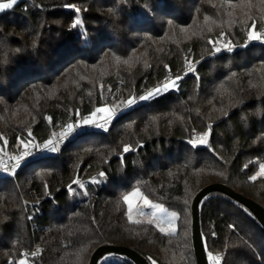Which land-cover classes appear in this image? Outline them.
<instances>
[{
	"label": "trees",
	"instance_id": "trees-1",
	"mask_svg": "<svg viewBox=\"0 0 264 264\" xmlns=\"http://www.w3.org/2000/svg\"><path fill=\"white\" fill-rule=\"evenodd\" d=\"M251 20L264 33L262 0H21L1 14L0 143L16 155L29 129L30 144L40 143L97 107L155 87L168 69L182 79L107 131L86 129L0 176V264L26 256L33 264H89L104 245L130 248L150 264H197L192 204L203 188L224 184L264 208V177L249 180L264 164V41L247 39ZM209 124L210 146L192 148L188 140ZM124 144L134 150L118 156ZM93 177L101 182L89 183L90 198L70 194L74 180ZM137 187L180 214L177 233L127 219L123 196ZM206 197L199 216L207 256L264 264L255 216L223 193ZM113 257L105 264H135Z\"/></svg>",
	"mask_w": 264,
	"mask_h": 264
},
{
	"label": "snow or ice",
	"instance_id": "snow-or-ice-1",
	"mask_svg": "<svg viewBox=\"0 0 264 264\" xmlns=\"http://www.w3.org/2000/svg\"><path fill=\"white\" fill-rule=\"evenodd\" d=\"M16 2H17V0H10L9 3H0V11H2L4 9L12 8ZM262 2H264V0H262ZM65 7H71V5H65ZM80 11H81L80 8H75L76 13H79ZM109 11L111 12L112 9H109ZM80 23H81L80 17L77 15L76 20L71 25V27L76 28ZM169 23L171 24L172 22L169 21ZM209 31H210V29H209ZM247 39L249 41H264V33H259L256 30V22L254 20H251L250 27L248 29ZM209 43L213 44V46L215 48V52L221 51V49L219 47H215V45L217 43L216 41L210 40ZM225 47H226V50L228 52H232L234 46L226 45ZM17 51L19 52L20 49H17ZM213 54H215V53H213ZM116 59H117V61H119L120 58L116 57ZM187 62L189 64V71H194V68L191 66L193 64V62L191 60H188ZM123 63L129 64V60H124ZM164 67L166 69H168L167 65H164ZM168 71L170 72L171 70L168 69ZM181 79H182V76H180L179 74H177L175 77L166 76L165 79L163 81L159 82L155 87H153L151 89H147L139 95H136L134 93L129 92L127 99L120 100L119 102H113L110 106L106 104L104 106L97 107L96 110L94 112H92L90 115L82 116L77 121L68 122V123L62 125L61 126L62 130L59 132V134H57L55 132L52 133V137H54V138H49L47 140H44L41 143H35L33 146H34V148H36L37 150H39L41 152L55 153V152H58L60 150V146L70 136H72L73 134L83 132L85 129H87L89 127L107 131L108 127L112 124V121L114 119H116L118 116L122 115L127 110L133 109L135 106H137L143 102H149V101L156 100L158 97H160L161 95H163L164 93L168 92L171 89H178L179 86H178L177 82L180 81ZM0 102H2V101H0ZM98 113L104 114L103 123H99L95 119V117L97 116ZM226 114L227 113H225V115ZM76 115H79L78 110L76 112ZM47 119L49 122L52 121L51 116L47 117ZM206 127H207L206 131H203L199 134H196L194 138H190L188 140V144L191 145L192 148H196L198 145L207 144L212 125L209 124ZM192 132L195 133L196 130L192 129ZM27 136L30 139L26 140V139L22 138L20 140V144L22 145L23 150L20 151V153L18 155L10 157V159L13 162L11 163L10 167L5 166L4 171H11L12 174H15V170L21 166V162L26 161V158L31 157L33 155L32 152L27 150L28 144L32 143L33 139H34L31 129L28 130ZM4 143L6 144L7 141H4ZM133 150L134 149L131 145L124 144L122 147V151L120 153H118L117 155L122 157L123 154L129 153ZM87 151H91V149H88ZM98 176L102 177V178H106L105 172H103V171L99 172ZM258 176H264V165H261L259 173L250 176L249 180L254 182L258 179ZM92 182L98 183L101 181L97 180L96 177H93ZM73 183L77 184L80 188H85V184L80 182L79 180H74ZM69 190L70 191L72 190L71 186H69ZM83 194L87 195L86 192ZM133 197H139L143 201L144 207L150 206L151 208L156 210V211H153L151 213V216L153 218L157 217V212L163 214L162 216H160L158 218L159 223L156 222V219H149L147 221L148 224H155V226L158 228V230L161 233H164L166 235H171V234L175 233L176 229H175V226L173 225V221L179 220L180 214L176 213V212L168 213V212H166V210L164 209V207L162 205L153 204L152 201L148 198V196L144 195L140 191L139 187H137L135 189V191H133L132 193L123 196V201L127 205V212L125 213V215L127 216V219L130 222L132 221V212H133V199L132 198ZM204 200H207V197H204ZM184 204L187 205L188 201L185 200ZM244 211L247 212L248 210L244 209ZM75 215H79V213H75ZM139 215H141V216L145 215V213L142 209L139 210ZM29 218H31V217H29ZM135 223H141V221L137 220V221H135ZM164 223L167 224V229L165 227L161 226V224H164ZM229 227H231L233 229L235 228L234 225H229ZM145 231H147V229H145ZM211 235L213 237H215L216 236L215 231H213L211 233ZM202 243L204 244L205 247H207V237H202ZM39 254H40L39 249H37L36 251H32L30 253V255L33 258ZM208 258L212 261V264H223V258L220 255H214L211 251L208 252ZM18 264H24V260L21 259L18 262ZM152 264H156V261L153 260Z\"/></svg>",
	"mask_w": 264,
	"mask_h": 264
},
{
	"label": "water",
	"instance_id": "water-1",
	"mask_svg": "<svg viewBox=\"0 0 264 264\" xmlns=\"http://www.w3.org/2000/svg\"><path fill=\"white\" fill-rule=\"evenodd\" d=\"M214 192L223 193L244 205L255 216V218L260 222V224L264 228V208L258 203L237 193L236 191L232 190L230 187L224 184H211L206 186L196 195L192 204V239L197 264H210L208 256L206 254L205 246L202 243L203 236L201 233L199 206L204 197ZM107 254H118L126 256L135 264H150L144 257H142L136 251L127 247L112 245H104L97 248L91 257L89 264H98L100 259Z\"/></svg>",
	"mask_w": 264,
	"mask_h": 264
},
{
	"label": "rangeland",
	"instance_id": "rangeland-1",
	"mask_svg": "<svg viewBox=\"0 0 264 264\" xmlns=\"http://www.w3.org/2000/svg\"><path fill=\"white\" fill-rule=\"evenodd\" d=\"M21 0H17V2L13 5V7L12 8H10V9H4V10H2V11H0V15L1 14H3L4 12H6V11H9V10H11V9H13L19 2H20ZM10 2V0H0V3H9ZM226 46V45H225ZM224 46V48H226ZM103 116H104V114L103 113H98L97 114V116L95 117V119L97 120V122H99V123H103ZM113 122V121H112ZM87 129H92L91 127H89V128H87ZM94 129H96V128H94ZM86 130V129H85ZM76 134H73L72 136H70L69 137V139L70 138H72L73 136H75ZM5 146V145H4ZM31 146V144L29 143L28 144V147H30ZM210 146V139H209V137H208V142H207V144H205V145H198L196 148H207V147H209ZM28 147H27V149H28ZM23 150V149H22ZM262 165H264V164H262ZM259 171H260V169L258 170V172L257 173H259ZM256 173V174H257ZM261 177H264V176H258V178H261ZM97 178V177H96ZM97 180H98V178H97ZM82 183H84L85 184V188H80L79 186L78 187H76V188H74V189H72L70 192V194H72V195H75V196H77V197H89L90 198V196H89V193L86 191V188L89 186V183H91V184H96V183H93L92 182V179H90V180H88V182H82ZM133 191H135V190H133ZM132 191V192H133ZM141 191V190H140ZM87 193V195H84L83 193ZM132 192H130V193H132ZM142 192V191H141ZM129 193V194H130ZM143 193V192H142ZM133 199V212H132V221H137V220H139V221H141V223H147V221L149 220V219H156V222L157 223H159V217L160 216H162L163 214L162 213H159V212H157V217L156 218H153L152 216H151V213L153 212V211H156L155 209H153V208H151L150 206H148V207H144L143 206V201L139 198V197H133L132 198ZM152 203L153 204H160V205H162L163 207H164V209L166 210V212H168V213H171L172 211H169L163 204H161V203H157V202H153L152 201ZM140 209H142L143 211H144V213H145V215H143V216H141V215H139V210ZM152 225H154L155 226V224H152ZM173 225L175 226V229H176V231H175V233H177V230H178V220H175V221H173ZM161 226H163V227H165L166 229H167V224L166 223H164V224H161ZM174 233V234H175ZM172 235V234H171ZM37 249H39V251H40V247H36L35 248V250L34 251H36ZM29 256H31V255H29ZM23 260H24V264H33V262L29 259V257L28 256H26V257H24V258H22ZM21 260V259H20ZM19 260V261H20ZM18 261V262H19ZM112 261H114V257H113V254H107V255H105V256H103L101 259H100V263L101 264H105V263H108V262H112ZM18 262H17V264H18ZM212 262V261H211Z\"/></svg>",
	"mask_w": 264,
	"mask_h": 264
},
{
	"label": "built area",
	"instance_id": "built-area-1",
	"mask_svg": "<svg viewBox=\"0 0 264 264\" xmlns=\"http://www.w3.org/2000/svg\"><path fill=\"white\" fill-rule=\"evenodd\" d=\"M185 60H187V58H185ZM167 76H168V77H174V74H173L172 72H169V73L167 74ZM169 91H170V90H169ZM169 91H168V92H169ZM168 92H166V93H168ZM61 130H62V128H61V129H58V130H54L53 132L59 134V132H60ZM194 137H195V135L193 136V138H194ZM51 138H54V137L51 136ZM40 143H41V142H40ZM64 143H65V142H64ZM64 143H63V144H64ZM63 144H62V145H63ZM33 145H34V144H32V145H31L30 147H28V149H27L28 151L32 152L33 155H32L31 157L26 158V161H22V162H21V166L15 170V173H17V171H18L21 167H23L27 161H29L30 159L34 158L35 156H37V155H41V154H45V153H47V154H52V153H48V152H41V151L37 150L36 148H34ZM62 145H61V146H62ZM61 146H60V147H61ZM13 156H16V154L10 152V151H9V150H8L3 144H2V143H0V176H1V175H13L11 171H4V167H5V166H9V167H10L11 163L13 162V161L10 159V157H13ZM80 182H81V181H80Z\"/></svg>",
	"mask_w": 264,
	"mask_h": 264
}]
</instances>
